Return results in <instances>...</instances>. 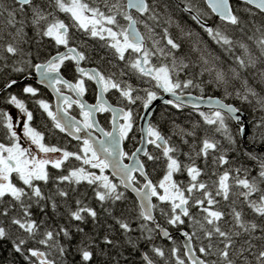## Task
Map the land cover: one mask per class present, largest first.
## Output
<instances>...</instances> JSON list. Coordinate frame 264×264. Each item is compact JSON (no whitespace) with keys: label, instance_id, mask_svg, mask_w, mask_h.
Listing matches in <instances>:
<instances>
[{"label":"snow or ice","instance_id":"1","mask_svg":"<svg viewBox=\"0 0 264 264\" xmlns=\"http://www.w3.org/2000/svg\"><path fill=\"white\" fill-rule=\"evenodd\" d=\"M0 241L23 264H264V0H0Z\"/></svg>","mask_w":264,"mask_h":264},{"label":"trees","instance_id":"2","mask_svg":"<svg viewBox=\"0 0 264 264\" xmlns=\"http://www.w3.org/2000/svg\"><path fill=\"white\" fill-rule=\"evenodd\" d=\"M200 2H201V4H202V0H200ZM235 2V1H234ZM182 19H186V18H182ZM215 19V17H212V16H210L209 18H208V22L209 23H212V21ZM189 23H193L192 21H188ZM205 39H207V37H204ZM93 59H95V57H93ZM205 92H211V93H215L216 91L215 90H212V89H206V91ZM217 93V92H216ZM164 107L165 106H163V108L161 109V110H159L158 112L156 111L155 113H154V118H158L159 117V115L162 113V110L164 109ZM34 108V110H35V112H36V116H37V121H38V123H44V121L41 119V117H40V115L37 113V110H36V108L35 107H33ZM10 109V108H9ZM242 111H244L245 113H246V115H247V119H248V121H249V119L251 118L250 117V110L245 106L244 108H242L241 109ZM100 119V123H101V126H105L106 127V125H107V123H106V120L103 118V117H100L99 118ZM185 119V116L184 115H181L180 116V120H184ZM165 131H167V129L165 128ZM48 138V137H47ZM73 145H75V144H73V143H71V142H68V147H69V149H73ZM125 147L126 148H130L131 147V145L130 144H125ZM74 150V149H73ZM129 197L131 198V194H129ZM97 211H98V214H99V212H100V209L99 208H97ZM60 222L61 223H64V220H63V218H60ZM109 223H110V221H109ZM83 227H84V229H85V232H88L89 231V229L91 228V224H90V222L88 223V224H85V225H83ZM104 231V229L103 228H100V232L102 233ZM173 232H175L174 230H172V233ZM173 238L174 239H178L177 238V236L175 235H173ZM157 240H158V242L161 244V245H163V246H165V247H167V245H168V241H165V240H163V239H161V238H157ZM73 243H75V240L73 241ZM9 247H10V242L9 241H0V264H2V262L4 261V259L5 258H9V259H11V258H13V257H15V259L19 262V264H23V261L22 260H20V258L19 257H16L15 256V254H12L11 256L9 255ZM141 247H144V245L143 244H141ZM125 255L127 256L128 255V253L127 252H125ZM69 259H71V257H69ZM129 259H131V260H133V264H137V261H136V258L135 257H130Z\"/></svg>","mask_w":264,"mask_h":264},{"label":"flooded vegetation","instance_id":"3","mask_svg":"<svg viewBox=\"0 0 264 264\" xmlns=\"http://www.w3.org/2000/svg\"><path fill=\"white\" fill-rule=\"evenodd\" d=\"M65 75L66 76H68L69 78H70V74L69 73H65ZM42 94H43V96H44V98L45 99H49V100H51V93L50 92H47V90H44V89H42ZM194 94H198V93H194ZM205 95H213V96H218L219 95V93L217 92H215V93H211V92H205ZM84 99L87 101V102H89V103H92V102H94V94H93V92L91 91V90H89V92L88 93H86V95H85V97H84ZM234 102V101H233ZM163 104H158V106L154 109V111L152 112L153 113V117H154V113L157 111H159V110H161L162 108H163ZM27 107L30 109V110H32L33 112H34V114H35V120L33 121V123L37 126V127H41V129L42 130H44L43 129V124L40 122V123H38V121H37V116H36V112H35V110H34V105L32 104V102L31 101H29L28 102V104H27ZM55 107V105L53 104V108ZM11 109V108H10ZM9 109V110H10ZM242 111V110H241ZM184 112H187V109H185L184 110ZM21 114V113H20ZM21 117H22V114H21ZM246 119H247V117H246ZM243 121V120H242ZM247 121H248V119H247ZM244 122V121H243ZM106 127H107V125H106ZM16 128H17V130H18V134L20 135V136H22L23 134H22V123H20V120H17L16 119ZM237 139H238V141H242V142H247V137L246 138H243V136H242V134H240L238 137H237ZM46 140H50V142L51 143H53V144H59L60 146H62V147H67V148H69L68 147V142H71V143H73V144H75L76 142L75 141H70V139L69 138H65L64 136H63V134H58V135H55V136H52V137H48L47 138V136H46ZM172 235H174L175 236V232H173L172 233Z\"/></svg>","mask_w":264,"mask_h":264},{"label":"water","instance_id":"4","mask_svg":"<svg viewBox=\"0 0 264 264\" xmlns=\"http://www.w3.org/2000/svg\"><path fill=\"white\" fill-rule=\"evenodd\" d=\"M158 104H163L162 100H158V101L154 102V104L150 107V111L153 112L154 109L158 106ZM238 115L241 117V120H243L245 124L248 123V121L246 119L247 115H246V113L244 111H240L238 113ZM242 136H243V138H246L247 137V134H242ZM175 235L178 238V234L176 232H175ZM161 239H163V238H161ZM163 240H165V239H163ZM165 241H167V240H165Z\"/></svg>","mask_w":264,"mask_h":264},{"label":"rangeland","instance_id":"5","mask_svg":"<svg viewBox=\"0 0 264 264\" xmlns=\"http://www.w3.org/2000/svg\"><path fill=\"white\" fill-rule=\"evenodd\" d=\"M10 114L14 117V119L16 120H20L21 118V114L18 112V110L14 109V108H11L9 110ZM22 137V136H21ZM22 143L23 146L27 147L28 145L27 144H24V141L23 139H21L20 141Z\"/></svg>","mask_w":264,"mask_h":264}]
</instances>
